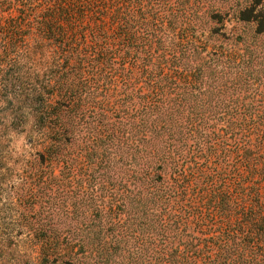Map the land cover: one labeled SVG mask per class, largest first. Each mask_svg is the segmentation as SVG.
Returning a JSON list of instances; mask_svg holds the SVG:
<instances>
[{
    "label": "trees",
    "instance_id": "1",
    "mask_svg": "<svg viewBox=\"0 0 264 264\" xmlns=\"http://www.w3.org/2000/svg\"><path fill=\"white\" fill-rule=\"evenodd\" d=\"M123 1L0 0L20 11L0 24V80L14 79L17 92L59 93L53 106L42 104L45 158H62L57 142L72 143L78 121L47 119L52 109L70 108L75 117L92 110L108 122L94 126L90 144L101 146L97 157L108 167L120 161L121 203L135 212L127 246L120 243L128 225L118 239L41 245L57 264H264V66L252 64L260 44L200 55L185 42L176 51L163 42L172 22L163 8L141 20L134 14L161 0H126L125 23ZM238 19L264 38L263 16ZM139 38L147 50L136 64ZM196 52L197 64L181 59ZM124 61L128 78L133 68L147 74L146 93L122 88ZM79 93L116 95L84 105ZM79 150L95 154L88 145Z\"/></svg>",
    "mask_w": 264,
    "mask_h": 264
},
{
    "label": "rangeland",
    "instance_id": "2",
    "mask_svg": "<svg viewBox=\"0 0 264 264\" xmlns=\"http://www.w3.org/2000/svg\"><path fill=\"white\" fill-rule=\"evenodd\" d=\"M161 1L162 5L155 6L153 3V8L148 10L143 7L134 10V14L141 20L142 16L138 15L158 13L163 8L161 12L172 19L163 42L176 47V51H179L177 43L181 45L185 42L199 49L200 55L211 52L220 54L229 50L239 53L244 45L260 44L256 48L259 55L252 64H255V70L264 66V60H261L264 58V38L253 37V24L238 19L241 12L246 16L264 17V0ZM126 4L124 0L120 10L124 23L127 21ZM18 12L14 6H7L3 2L0 6V24H5L8 17ZM185 24L186 29H183ZM179 27H182V31ZM125 31L124 26L121 53L126 49ZM138 31L141 32V28ZM146 50V42L140 38L134 40L136 64L142 62L140 59H144ZM200 55L196 52L189 58L181 59L189 64H197ZM122 66L125 74L121 78L122 88L129 93H146L144 81L147 74L141 72L140 68H133L132 78H128L127 61ZM12 80L14 83L0 80V264H57L58 261L52 258L53 252H50L52 248L43 247V241H58L63 245L78 239L113 240L114 237L121 238L123 226L126 225L129 234L121 239L128 241L120 245L132 244L137 233L134 230L135 212L125 211L121 203L123 178L120 161L108 167V160L99 161L97 157L101 146L92 145L89 141V133L94 126L97 127L96 124L100 122L98 126L102 129L105 127L104 121L108 120H94L96 114L88 109L83 116L78 114L77 117L70 108L69 112H65L64 107L52 109L54 114L47 115V119L64 115V119L78 121L74 125V141L70 144L57 142L55 153H64L62 158L47 159L42 152L48 140L44 137L47 129L41 111L46 108L42 104L49 102L53 106L59 93L17 92L11 85H17V82ZM79 95L85 97V105L87 98L98 101L105 95L116 93ZM47 125L54 127L53 122ZM84 145L93 147L95 154L89 157L76 155Z\"/></svg>",
    "mask_w": 264,
    "mask_h": 264
}]
</instances>
